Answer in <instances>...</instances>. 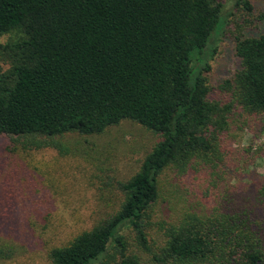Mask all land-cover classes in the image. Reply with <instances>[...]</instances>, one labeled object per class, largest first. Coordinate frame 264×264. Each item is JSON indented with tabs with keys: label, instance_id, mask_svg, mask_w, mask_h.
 <instances>
[{
	"label": "trees",
	"instance_id": "1",
	"mask_svg": "<svg viewBox=\"0 0 264 264\" xmlns=\"http://www.w3.org/2000/svg\"><path fill=\"white\" fill-rule=\"evenodd\" d=\"M223 1L0 0V35L13 34L1 48L9 67L0 68V136L40 149L131 121L159 138L119 182L118 209L51 248L50 264H108L111 253L110 264H140L142 253L154 264H264V179L244 159L249 150L236 149L235 162L228 145L233 128L264 127V33L243 34L254 22L251 0H235L239 68L216 96L207 64L194 59L226 28ZM240 169L238 184L225 183ZM190 175L208 179L196 199L187 194L176 218H157L164 177ZM167 193L175 214L179 198ZM18 254L0 242V263Z\"/></svg>",
	"mask_w": 264,
	"mask_h": 264
},
{
	"label": "rangeland",
	"instance_id": "2",
	"mask_svg": "<svg viewBox=\"0 0 264 264\" xmlns=\"http://www.w3.org/2000/svg\"><path fill=\"white\" fill-rule=\"evenodd\" d=\"M251 2L254 22L243 34L256 36L264 33V0ZM234 3L235 0L223 1L221 16L227 21L226 28L219 32L217 28L202 53L194 58L199 59L197 65L207 64L204 73L215 96L218 86L231 79L239 68L232 32L244 22ZM12 38L11 33L0 35L2 70L9 65L1 48ZM240 129L243 130L233 128L235 137L229 138L228 144L235 150L234 155H239L235 162L243 161V153L237 154L236 149L249 150L244 159L264 179V127L260 121H254ZM158 139L156 134L131 121H123L99 135L70 133L55 137L48 140L49 146L40 149H24L22 139L0 136V242L19 247L16 257L0 264H50L47 253L51 248L68 244L76 235L112 215L123 197L119 182L138 171ZM241 174L240 169L225 183L238 184L235 178ZM163 180L171 182V178ZM167 181H163L164 201L161 199L156 205L157 218L166 221L176 218L187 194L195 200L194 195L208 179L190 175L172 180V184ZM167 190H174L179 198L175 214L169 200L165 201ZM216 192L210 187L207 207L212 206ZM128 231L129 226H123L120 234ZM111 255L103 258L108 264L112 262ZM140 264L154 263L142 253Z\"/></svg>",
	"mask_w": 264,
	"mask_h": 264
}]
</instances>
